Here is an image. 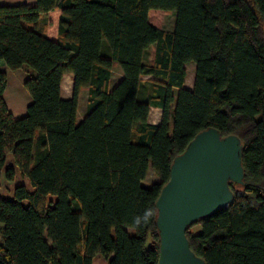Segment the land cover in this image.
Segmentation results:
<instances>
[{
  "label": "trees",
  "instance_id": "trees-1",
  "mask_svg": "<svg viewBox=\"0 0 264 264\" xmlns=\"http://www.w3.org/2000/svg\"><path fill=\"white\" fill-rule=\"evenodd\" d=\"M52 10L60 11L57 40L38 23ZM162 11L175 12L171 32L157 21ZM263 28L264 0L0 5V63L28 75L31 99L14 118L0 70V179L31 188L19 183L12 199L0 195V264H92L96 256L158 264L156 199L173 160L209 128L239 139L243 179L229 182L226 208L187 227L189 248L205 264H264ZM113 64L123 76L110 87ZM67 72L72 97L63 99ZM82 88L87 111L77 122ZM150 107L162 110L158 125L148 123ZM149 170L158 181L146 187ZM149 208L151 222L136 227Z\"/></svg>",
  "mask_w": 264,
  "mask_h": 264
},
{
  "label": "water",
  "instance_id": "water-1",
  "mask_svg": "<svg viewBox=\"0 0 264 264\" xmlns=\"http://www.w3.org/2000/svg\"><path fill=\"white\" fill-rule=\"evenodd\" d=\"M242 179L239 139L223 137L211 128L199 132L173 160L155 202L158 264H205L189 248L186 229L226 208L232 200L229 182L242 183Z\"/></svg>",
  "mask_w": 264,
  "mask_h": 264
},
{
  "label": "rangeland",
  "instance_id": "rangeland-1",
  "mask_svg": "<svg viewBox=\"0 0 264 264\" xmlns=\"http://www.w3.org/2000/svg\"><path fill=\"white\" fill-rule=\"evenodd\" d=\"M17 4H34V0H0V5H17ZM161 15L158 16V22L162 29L164 30H173L174 23H175V12L174 11H162ZM170 13V14H169ZM264 35V28L262 30ZM187 72L194 74L195 64L190 62L187 64ZM4 69V64H0V69ZM6 76L8 78V86L6 91L4 92V100L6 102L7 108L11 112L14 118H20L26 114L27 105L30 103L31 99L24 89L23 83L27 79L28 75L21 69L19 70H8L6 68ZM114 74V79L116 78V72ZM18 97V98H17ZM14 101L12 103V101ZM87 111V91L84 90L80 95V101L77 108V114L79 120L82 119V116L86 114ZM10 155L7 156V163L10 161ZM6 163V164H7ZM158 178L155 174L149 170L145 179L143 180V185L149 187L153 183L157 182ZM19 183H27V188L31 190L26 180H21L19 177L11 182H7L4 177L0 179V195L12 199L13 198V188ZM236 189H241L240 187L236 186ZM53 199V198H52ZM199 230L198 226H194L190 229L191 233H195ZM132 233L133 230L129 229ZM47 239V238H46ZM92 264H107V260L102 256H96L93 259Z\"/></svg>",
  "mask_w": 264,
  "mask_h": 264
},
{
  "label": "crops",
  "instance_id": "crops-1",
  "mask_svg": "<svg viewBox=\"0 0 264 264\" xmlns=\"http://www.w3.org/2000/svg\"><path fill=\"white\" fill-rule=\"evenodd\" d=\"M59 15H60L59 10H52L46 16L41 17L38 21L39 28L45 27L44 28L45 29V35L51 40H57V38H58L57 28H58ZM165 31L171 32L172 29L171 30H165ZM153 54H154V45H150L144 52L143 61L145 63H148V64L151 63V61L153 59ZM0 64H2V63H0ZM187 64L185 65L186 72H187V68H188ZM6 68L7 67L4 65V69L1 68L0 70L6 73ZM114 72H116V78L115 79L113 78ZM122 76H123V74H122V71H121L120 67L118 66V64H113L112 68H111L110 87H112L116 82H118L122 78ZM149 79H151L150 76L141 77V81H146ZM7 80H8V78H7ZM193 84H194V74H192V72L191 73L187 72V75L185 77L184 87L188 90H191L193 88ZM7 86H8V82H7ZM7 86H6V89H7ZM6 89H5V91H6ZM72 89H73V74L70 72H67V73L63 74L62 80H61V97L63 99H70L72 97ZM84 90L87 91V88H82L79 91L77 108H78L79 101H80V95ZM13 102L14 101H12V103ZM83 117L84 116H82V118ZM161 119H162V110L158 107H150L149 115H148V123L152 124V125H158L161 122ZM76 120H77V122L80 121L78 118V114H76Z\"/></svg>",
  "mask_w": 264,
  "mask_h": 264
},
{
  "label": "clouds",
  "instance_id": "clouds-1",
  "mask_svg": "<svg viewBox=\"0 0 264 264\" xmlns=\"http://www.w3.org/2000/svg\"><path fill=\"white\" fill-rule=\"evenodd\" d=\"M154 215H155V209H151V208L146 209L142 216H137L134 218L133 223L136 227L145 226L151 222Z\"/></svg>",
  "mask_w": 264,
  "mask_h": 264
}]
</instances>
